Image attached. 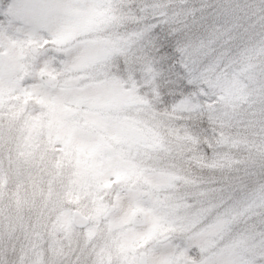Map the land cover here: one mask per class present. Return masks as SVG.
<instances>
[{"label":"clouds","instance_id":"obj_1","mask_svg":"<svg viewBox=\"0 0 264 264\" xmlns=\"http://www.w3.org/2000/svg\"><path fill=\"white\" fill-rule=\"evenodd\" d=\"M0 264H264V0L0 33Z\"/></svg>","mask_w":264,"mask_h":264},{"label":"rangeland","instance_id":"obj_2","mask_svg":"<svg viewBox=\"0 0 264 264\" xmlns=\"http://www.w3.org/2000/svg\"><path fill=\"white\" fill-rule=\"evenodd\" d=\"M170 1V0H168ZM42 0H0V33L6 28L18 27L23 21L35 16ZM19 3V8L9 10V5ZM38 102H43L38 99Z\"/></svg>","mask_w":264,"mask_h":264},{"label":"trees","instance_id":"obj_3","mask_svg":"<svg viewBox=\"0 0 264 264\" xmlns=\"http://www.w3.org/2000/svg\"><path fill=\"white\" fill-rule=\"evenodd\" d=\"M167 2L183 4V3H187L188 0H170V1L167 0ZM189 14H191V13H189Z\"/></svg>","mask_w":264,"mask_h":264},{"label":"snow or ice","instance_id":"obj_4","mask_svg":"<svg viewBox=\"0 0 264 264\" xmlns=\"http://www.w3.org/2000/svg\"><path fill=\"white\" fill-rule=\"evenodd\" d=\"M20 7V4L17 3L15 5H9V10L11 11L13 8H19Z\"/></svg>","mask_w":264,"mask_h":264}]
</instances>
